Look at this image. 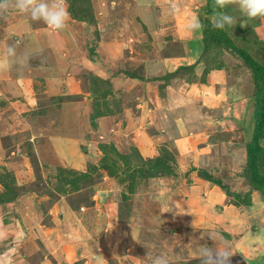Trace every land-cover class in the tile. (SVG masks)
<instances>
[{"label":"rangeland","instance_id":"rangeland-1","mask_svg":"<svg viewBox=\"0 0 264 264\" xmlns=\"http://www.w3.org/2000/svg\"><path fill=\"white\" fill-rule=\"evenodd\" d=\"M75 5L88 10L92 21L79 23L69 15L74 30L49 29L52 38H71L74 48L68 59L51 63L77 76L84 96L71 89L50 94L60 75L51 70L45 78L48 58L35 74L43 54L25 69L34 71L36 79L14 81L17 89L22 85V96L31 82L46 98L37 110L46 118L40 127L74 128L69 144L59 150L36 136L34 141L47 147L42 151L19 137L25 118L3 122L6 117L0 116V264H148V253L166 254L170 264H199L189 243L217 246L209 234L230 243L235 252L231 264H264V208L249 211L251 225L246 219L237 225L224 211L250 200L245 188L251 186L239 177L254 131L257 81L233 49L167 62V57L183 55L178 35H188L193 15L204 29L212 27L204 0H76ZM7 21H25L24 34L48 29L16 12ZM222 31L237 49H251L250 55L264 65V20L247 27L238 20ZM4 35L0 32V41L21 38ZM43 44L36 51L41 53ZM178 67H186L180 79L165 84L162 76ZM82 97L86 108H74L73 100ZM117 102L134 110V117L142 111L139 103L149 112L157 107L163 114L161 128L154 127L158 119L147 112L136 126L124 121V108L115 111ZM149 134L161 137L148 142L151 157L141 155L138 147ZM259 142L264 147V140ZM214 188L213 200L219 203L213 209L211 197H202ZM259 194L262 206L264 194ZM1 196L10 200L1 202ZM207 205L212 212L201 219L200 208ZM25 214L33 216L29 223Z\"/></svg>","mask_w":264,"mask_h":264},{"label":"crops","instance_id":"crops-1","mask_svg":"<svg viewBox=\"0 0 264 264\" xmlns=\"http://www.w3.org/2000/svg\"><path fill=\"white\" fill-rule=\"evenodd\" d=\"M74 21H76V20H74ZM25 23H26L25 21L24 22H14V23H10L9 21H7L3 24V26L0 28V32L2 34H6L4 36L7 37L9 35L12 38V35L17 34V35L21 36V38L20 39L15 38V39H19L20 43L18 41L14 42L12 40H6V39H3L2 41H0V53H2L8 45H15L17 47L18 53L26 52V51L27 52H36V50H37L36 46H38L41 43H44L43 44L44 45L43 50H41L42 51L41 54H43V55L40 57V59L42 58L43 61H42V63L35 64L36 67L33 68V70L35 71V74L38 75L39 71L41 69H44L43 68L44 67V61L46 58H48L46 61L45 78L50 77L47 73L51 70L55 71V73L60 75L58 78V82H56V84H54L53 90L51 91L50 94L54 95V97H55V96L61 95L60 93L66 94V92L70 91V89H71L74 92V94L83 95L84 93H83V91H81L82 88H81V85L79 84L80 81H78L77 76H76V79H74V77H70L71 76L70 72L59 67L60 64L52 65V63H51L52 59H55V58L58 59L61 63V60L68 59L69 57H71V54L74 51L73 41L71 40V38H68L69 41H61L62 38H58V40L54 37L52 38V35L49 33L50 32L49 28L48 29L46 28L47 31L45 34L41 30L42 28L39 30L33 31V32L31 31L32 33L26 32L24 34L22 32L28 30V29H23ZM82 23H85V22H82ZM75 28H76L75 25H69L68 24L64 30H65V32H69L70 30H74ZM178 36H179V40H177V42L180 44L183 55H181V56L175 55L172 57H167L168 63H174L173 62L174 60H183V61L187 62V60H190V59H194V60L197 59L198 60V58H201L202 52H203V40H202L200 34L196 33L193 35V34L188 33L187 36L186 35L183 36L181 34H179ZM15 39H13V40H15ZM54 43H56L55 47H54ZM48 44H49V46L46 47V45H48ZM75 44H76V42H75ZM50 45H53V47L55 48L52 53L50 52V49H49ZM76 53H77V50H76ZM76 56H78V54ZM28 67H25L22 69L14 67L9 72H0V74H2L1 76H4V78L0 76V83H1V85H0V97H5V99L7 100V101L5 100L3 102L2 99H0V108H1L0 110H3L2 112H0L2 114L0 116L5 115L4 117H6V118L3 120V122H6L7 119L15 118V120H16L17 118H25L21 122L22 124H24L22 129H25V131L20 130L21 132H19V137H23L25 139V142H27V143L31 142L32 144L33 143L36 144L35 147L38 149H42V151L44 149L47 150V147H45V145H41L42 142L47 143L46 146H48V145H52V147L58 146V149L61 150L65 147V146H63L65 143L69 144L68 139H71L72 132H73L74 128L72 129L69 126H67V127H65V129H63L64 125L63 126L59 125L57 127L51 128V129H49L50 127H47V128L40 127L41 122L43 121V119H46V118L39 117L41 115L37 114V110L38 111L41 110L40 104L44 103L46 98L39 96L40 95L39 90L36 91L34 84H32L30 82L29 89H28L29 92H27V94L23 95L25 97V99H24L22 96V91H21L22 85H21V87L19 86L17 89V87L15 86L16 83L14 82V81H18V80L19 81L20 80L32 81V80L36 79L35 75H34V71L29 72V73L25 72V69ZM5 78H7V80ZM37 81H39V80H37ZM86 94H90V93H86ZM181 97L182 96H180L179 98H181ZM179 98H177V99H179ZM21 103H22V105H21ZM139 104L137 105V107L142 108V111H140L139 116L137 113L138 111L137 112L135 111L136 116L134 117V115L131 113L134 110H128L126 108L123 109L124 121H126V122L129 121V123L135 124V126H136L137 122H140L141 120H143V119H141L143 113L147 112L149 117H152V115H153L155 118L158 119V121L156 120L157 122H155L154 127H158L160 129L161 127H159V126L161 125L162 122L159 119L162 118L163 114H161V112L156 111V109H158V108L155 107L154 111L149 112L148 110L144 109L143 105H139ZM73 105H74V108L75 107L80 108V106H82V107L84 106L86 108L87 103L84 102V97H82L78 101L73 100ZM177 105H178V103L176 104V107L178 108L179 106H177ZM173 107H174V105H173ZM70 108H72V107H70ZM177 108H176V110H177ZM88 113H90V112H88ZM34 114H37V115H34ZM70 116H71V118L75 117L73 122L76 123V115L70 114ZM174 123L175 122H173L171 124L173 125ZM37 127H38V129H36ZM27 131H29V132H27ZM25 132L30 134V135L28 134L29 138L26 137L27 133H25ZM149 135H148V137L143 136L144 141H142V142L138 141L139 151H140L141 155H144V156H147V154L153 153L152 151H150L152 148L148 142H150L151 139L154 138V140H153V144H154V141L156 143V141H158L161 138V137H159V138H157V140H155L156 139L155 136L150 135L151 136L150 137ZM36 136L40 137L39 141L41 143L34 141V138H36ZM32 138H33V141H32ZM41 138H42V140H41ZM145 143H147V145ZM40 146L42 148H39ZM70 147L71 146L69 145L68 148H70ZM151 156L152 155L150 154L149 157H151ZM72 160L73 159L71 158L70 161H72ZM239 178H242V177H239ZM245 191H248V192L251 191V195L249 196L250 200H249L248 205L243 206L241 203H240V205H235V206L227 205L224 209L225 216H232L234 223H236L237 225L244 223L243 221L245 219H246V223L251 225L253 223V220H251V217L249 216V211L260 210L261 208H264V205L260 206L262 204L260 202L262 200V198H261L259 192L255 191L254 189L252 190L251 187L245 188ZM206 192H207V195H206ZM206 192L204 191V195H203L202 199L206 200L207 198L211 197L212 201H210L209 204L214 209L215 205H217V203H219V201L213 200L216 193H218V190L216 188H214L212 191H209V192L206 191ZM216 198H217V195H216ZM218 198L220 200L222 199V201L226 199L224 196H220ZM210 206L207 205L206 207L200 208L201 213H203L202 217H200L201 219L202 218L205 219L204 213L210 214L212 212V209ZM24 210L26 212L28 209H24ZM25 215H26L25 217L27 218V221L29 220L28 221V223H29L30 220L33 218V216L32 215L29 216L27 214H25ZM260 225L261 224H259V226ZM248 230H249V228H248Z\"/></svg>","mask_w":264,"mask_h":264},{"label":"clouds","instance_id":"clouds-1","mask_svg":"<svg viewBox=\"0 0 264 264\" xmlns=\"http://www.w3.org/2000/svg\"><path fill=\"white\" fill-rule=\"evenodd\" d=\"M207 3L208 0H204V4ZM12 12L27 16L31 21L43 22L54 31L64 30L70 15L66 0H0V21L7 22ZM234 12H238L240 16L237 17ZM209 16L208 19L214 29L234 28L238 20L241 27H247L250 21L264 20V0H212V11ZM204 28L200 17L193 15L186 30L194 35L197 32L202 34ZM40 54V51L18 53L15 45H8L0 53V72H9L14 67L19 69L28 67L30 61ZM209 238L217 246L209 247L195 240L189 243L199 264H231V257L235 252L231 250L230 243L212 234H209ZM147 259L148 264H170L166 254L151 256L148 253Z\"/></svg>","mask_w":264,"mask_h":264},{"label":"trees","instance_id":"trees-1","mask_svg":"<svg viewBox=\"0 0 264 264\" xmlns=\"http://www.w3.org/2000/svg\"><path fill=\"white\" fill-rule=\"evenodd\" d=\"M69 3V14L72 19L79 22H91L92 18L88 13V10H78V6L75 5L76 0H66ZM209 5H207V10L205 13L211 15L212 11V0H208ZM203 40V52L202 57L206 56V53L212 49L213 51L220 52L223 48L233 49L238 57L244 61L246 66L251 70V73L256 80L255 94H254V112L253 116L255 119L254 131L252 133L251 142L246 146V166L242 170L241 177L248 181V184L255 190L264 194V147L260 146L261 140H264V65H260L259 61L250 55L251 49H237L231 40L225 35V32L220 29H214L208 27L207 30L203 29V33H199ZM255 38V37H254ZM257 42V39L255 40ZM255 42V43H256ZM221 66L214 65L213 68L220 70ZM181 67L175 70L173 73H165L163 82L168 84L171 79L179 80L180 72L183 70ZM133 78V77H132ZM162 80V79H161ZM108 93L103 92L101 95L106 96ZM118 106L115 109L116 112L122 111L125 108V104H120L117 102ZM158 162V161H157ZM148 171V170H147ZM207 176V174H204ZM219 183V182H218ZM220 185V184H219ZM16 196L13 195L12 199ZM10 200L7 196H1V202L5 200Z\"/></svg>","mask_w":264,"mask_h":264}]
</instances>
